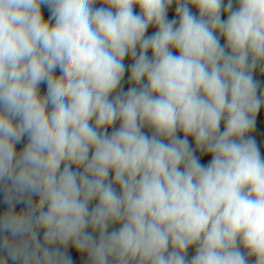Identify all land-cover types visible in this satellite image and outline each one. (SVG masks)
Segmentation results:
<instances>
[{"label":"clouds","instance_id":"obj_1","mask_svg":"<svg viewBox=\"0 0 264 264\" xmlns=\"http://www.w3.org/2000/svg\"><path fill=\"white\" fill-rule=\"evenodd\" d=\"M257 68L264 0H0V264H264Z\"/></svg>","mask_w":264,"mask_h":264},{"label":"crops","instance_id":"obj_2","mask_svg":"<svg viewBox=\"0 0 264 264\" xmlns=\"http://www.w3.org/2000/svg\"><path fill=\"white\" fill-rule=\"evenodd\" d=\"M234 4L237 5L235 2H234ZM175 9H176V5L172 6L171 9L169 10V12H170V20H173V19L177 20V26H178L179 21H178V17L176 16ZM233 9H236V7H233ZM193 14L197 15V16L199 15L198 12L193 13ZM221 19L222 20H226L227 19V15H226V13L223 12V10L221 12ZM224 43H225V40L221 37V44L223 45ZM173 52H174V54H178V51H176V50H173ZM131 65L132 64H130V63L125 64V66H126L125 76H124V78H123V80L121 82V86H120L123 89V91H125V92L130 87L135 86L132 83H130V81H129ZM59 74H60L59 69H57L56 70V75H59ZM46 91H47V86H46L45 83H42L40 85L41 95L46 94ZM118 91H119V89H118ZM113 95H115V93H113ZM119 126H120L119 125V121H117L115 125H113L111 128L108 129V132L111 133L113 130L118 129ZM143 131L149 136H151L152 133H153V130L151 128L147 127V126L144 127ZM254 133H255V136H256L257 145H258L259 148H261L260 147V141L258 139L256 129L254 130ZM177 134H178V136L183 138V133L182 132H178ZM188 140H189L190 145L193 147V149H195L194 138L189 137ZM26 143H27V136H25L22 139V141L19 144H17V146H16L17 147V151L18 152L21 151L23 149V147L26 145ZM260 152H261V149H260ZM195 154L200 159V162L202 164H208L210 162V160H211V156L210 155H204L199 150H196ZM90 155H91V153H90ZM261 156H262V154H261ZM73 170H74V166H73ZM113 176H114V173H110V177L109 178L111 179ZM114 187L119 192V186L118 185H114ZM6 195H7V193H6L4 185H0V215H3V213L9 208V205L5 202ZM33 200H38V197L34 196ZM96 203H97V201H93L89 205V207L90 208L94 207ZM26 208H27L26 203L21 202V203H16L15 204V210L16 211L26 210ZM119 226H120L119 224L110 225L109 232H111L112 230L118 229ZM88 231L90 233L92 232V230L90 228L88 229ZM6 235H9V234L0 233V240H2ZM93 235L98 238V232L97 233H93ZM9 239H11L10 235H9ZM39 239L41 241L43 240V230L42 229L39 232ZM241 250L245 251L243 248ZM61 251L65 252L68 256L71 257L72 264H90V260H89V257L87 255V253H78L77 250L75 249L74 245H72L71 243L66 248H61ZM195 253H196L195 246L190 247L187 250V259L191 260V258L195 255ZM6 256H7L6 251L3 250V249H0V258H4ZM254 262H255V258L254 257H250L249 258V264H254ZM9 264H18V262H12L9 259Z\"/></svg>","mask_w":264,"mask_h":264},{"label":"rangeland","instance_id":"obj_3","mask_svg":"<svg viewBox=\"0 0 264 264\" xmlns=\"http://www.w3.org/2000/svg\"><path fill=\"white\" fill-rule=\"evenodd\" d=\"M226 4H227V0H225V6H226ZM175 5L176 4L174 2L168 9V12H167V19L168 20H170L169 10L171 9L172 6H175ZM233 7H238V6L233 3ZM190 10L193 13L198 12V9H196L195 7H192V6H190ZM156 31H157V28L155 26H149L145 35L151 36ZM137 51H139V49H137ZM148 55H149V57H151V51H149ZM128 63L132 64V63H134V60L131 57H126L124 60V64H128ZM253 75H254V79H256L259 83V89H258V93H257V95L259 96L261 93H264V74H261L260 69L257 68V70L254 72ZM255 129L257 132L258 139L260 141L261 154H262V157H264V107L261 108L260 112L257 115Z\"/></svg>","mask_w":264,"mask_h":264},{"label":"trees","instance_id":"obj_4","mask_svg":"<svg viewBox=\"0 0 264 264\" xmlns=\"http://www.w3.org/2000/svg\"><path fill=\"white\" fill-rule=\"evenodd\" d=\"M101 6H104V5H102V4H100V3H97V4L95 5V7H101ZM237 6H238V5H237ZM236 8H237V7H236ZM42 12H43V15H44L45 18H48V17L51 15L49 8H48L47 6H45V5H42ZM134 12H136L137 14H139L140 9H139L138 6H134ZM223 128H224V124H223V122H222V123H221V131H223ZM250 135L256 140V136H255L254 131H253L252 133H250ZM256 142H257V141H256ZM74 170H76V169H75V166H74Z\"/></svg>","mask_w":264,"mask_h":264}]
</instances>
